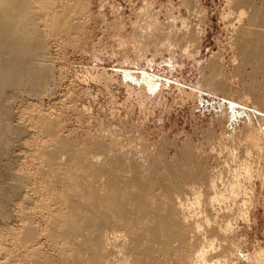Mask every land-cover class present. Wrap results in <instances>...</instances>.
Listing matches in <instances>:
<instances>
[{
	"label": "rangeland",
	"instance_id": "1",
	"mask_svg": "<svg viewBox=\"0 0 264 264\" xmlns=\"http://www.w3.org/2000/svg\"><path fill=\"white\" fill-rule=\"evenodd\" d=\"M241 1L245 2V0H33L35 20L39 22L34 28L43 43V54L45 58L47 57L46 62L52 67L53 76L49 88L47 86L45 91L39 94L40 96L10 88L6 93L9 100L14 101H11L14 115L8 121L13 130L19 129L18 126L23 124L25 131L19 129L21 134L18 132V135L22 137L17 140H13L18 137L17 134L10 135L14 141L13 148L8 151L9 155L2 156L4 159L0 160V164L2 163L0 174L9 183L7 182V185L6 180L1 179L0 186L2 189H7L6 186L21 180L23 188L20 187L17 199L10 198L11 200L2 203L4 211L8 212L10 218L4 214L6 220L0 221L2 236H0V255H4L0 257V263L14 255L15 258L11 257L12 261L7 260L9 261L7 263L32 264L37 258L42 264H70L65 261L66 255L62 254L64 256L62 258L59 251L63 237L58 235L59 237L55 236L56 241H51L49 238L52 236L49 237V234L54 228L59 229L60 226L65 228L70 224L69 216L72 212L70 213L68 209L70 206L67 207L68 201L75 202L70 195L81 191L82 194L79 192L80 194H76L75 197L78 199L79 196L84 195V199L80 198L86 204L80 205L82 199L79 198L77 201L79 209L89 205L86 202L89 195H85L87 187L82 184L85 180L79 176L84 172L82 156L90 152V148L92 150L95 146L93 143L97 142L96 146L100 143L102 145L99 154L104 153L103 147L105 149L109 147L112 152L109 151L110 156L120 152L123 156L136 158V162L143 159L145 161L146 157L150 159L151 155L158 157L160 153L167 155L165 159L175 157L182 161L183 154L188 152L186 150L188 147L190 153L196 148L193 156L203 159V161L199 160V163L203 164L202 167L207 164V169L203 167L206 171L211 170L210 167L213 166L224 167L222 163L230 155L229 146L231 151L238 154L244 153L247 147H252L254 149L252 152L254 151L255 154H252L253 159H257L256 164V161L252 160V165L258 166H252L254 167V171L252 170L254 175L253 173L252 175L256 176L257 173L260 175L257 174L256 177L252 176L246 180L244 177L243 182L246 181L250 185L245 184L248 190L249 187L251 188L252 191L249 192L252 195L249 193L246 196L247 199L251 197L249 201L253 203L246 202L247 207L245 204L247 218L237 216L239 217L237 224L234 220L237 232L235 230L232 232L229 253L217 257L215 255L210 259L214 261L219 259L229 264H257L254 255L264 248V180H262L264 179V121L260 122L259 115L264 113V91H259L264 85V75L255 74L253 65L241 56L240 49L238 51L233 49L239 48V45L235 46L236 44H241L240 35L239 37L236 35L244 31V25L249 24V14L263 7L264 0H258L259 2L250 0L255 10L252 7H249L252 10L248 8L251 6L249 0H246L247 5L246 2L244 4ZM242 4L246 5L248 10L243 8ZM238 9L241 10L240 12L245 10L244 12L248 14L244 17L248 16V18L245 19L243 15L239 19L243 18L244 21L236 18L241 15ZM263 10L264 7L262 8L264 13ZM238 26L241 28L238 29ZM256 26L258 27L255 25L253 28L256 29ZM262 27L260 29L259 25L258 30L264 33ZM234 31L239 33L235 32V35ZM237 54L239 57H234L238 56ZM240 58L244 59V66H249L243 68ZM254 81L259 86L257 92L253 89L256 87L252 83ZM261 82L262 85L259 84ZM221 85L224 87L222 88ZM249 87L252 92H249L251 91ZM261 100L263 102H260ZM249 125L263 128L260 147L255 146V140L249 135ZM212 128L215 129V135L211 133ZM58 139L69 145L71 156L66 154L70 156L69 158L72 157L71 161L67 156L66 158L64 156L66 161L56 156L60 153L56 150ZM219 143L227 146L217 145ZM198 147L205 148L207 152ZM218 150L221 152L219 153ZM210 151L211 157H208ZM48 154L54 156L53 164L52 161L46 162ZM203 154L207 156H204L205 160ZM219 154L221 160L217 164L213 159L216 156L220 159ZM153 156L152 158L155 157ZM201 156L203 158H200ZM224 156L225 158L222 159ZM67 160L70 161L69 163L73 162L71 165L75 164V160L80 162L70 167L69 163V166L67 165ZM50 163L52 166L49 165ZM235 163L238 161L231 162V166ZM53 166L56 167L53 169ZM62 167L65 170H61ZM181 167L187 168L184 165ZM52 169L60 172L55 174L52 171L54 175L50 172ZM21 173L28 174L29 178ZM49 173H52L51 176ZM57 174L59 176H56ZM52 175L56 178H51ZM17 176H24L29 180ZM97 187L98 193L99 190H106L105 185H97ZM25 194L29 199L25 198ZM240 202L242 204L240 200L237 203ZM79 209L76 208V220L86 224L87 213L89 215L91 213L89 209L85 208V211ZM231 211L235 214V207ZM23 213L32 216V219L27 218ZM27 219L29 220L26 221ZM29 222L37 228L40 237L34 240L37 244L31 241L33 245L29 243V246L27 243L28 245L24 246V242L18 237L22 235L21 228ZM233 236L237 239L235 240ZM26 245L27 249L31 250L22 249L27 247ZM33 250L38 253H34ZM30 251H33V254L28 253ZM28 254V257H31V254L35 261L32 257L29 260L27 258L26 261L25 257ZM66 254L71 255L70 252Z\"/></svg>",
	"mask_w": 264,
	"mask_h": 264
},
{
	"label": "bare ground",
	"instance_id": "2",
	"mask_svg": "<svg viewBox=\"0 0 264 264\" xmlns=\"http://www.w3.org/2000/svg\"><path fill=\"white\" fill-rule=\"evenodd\" d=\"M253 1L255 0H252V2ZM242 2L245 4L246 0L245 2L241 1V3ZM252 2H250L251 6H248V8L252 7L253 9ZM246 5H247V2H246ZM246 5L242 7L248 10ZM255 5L256 4L254 3V6ZM263 7H264V3H263ZM263 7L261 8L259 7V9H256L255 13L249 14L250 17L248 21H249L250 26H248L249 24L247 26L244 25L243 27L245 29L244 31L243 30L241 31L242 33L240 32V34H238L239 32L237 33L236 29H235L236 31L233 32L234 34L236 32L238 35L236 34L235 35L238 37L240 35L241 44L235 45L232 43L235 46L239 45V48L237 47V49L236 47L233 46L234 47L233 50L238 51V49H240L239 52L242 54L241 56H243L246 59V62H249L251 65H253L252 67L254 68L255 74L260 73L261 75L262 73L264 75V33L260 32V30H258V27L260 25V29L262 26H263L262 28H264V17H263L264 15H262L264 14L262 12ZM240 9H238L239 12L241 11ZM253 10H255V8ZM244 11L242 10V12H240L241 15L239 17L237 16L236 18L239 19L241 18L242 15H243L242 17H244L245 15L248 14V13L246 14L245 13L246 11L245 12ZM35 14H36V11H35V5L33 3V0H0V160L1 161L2 159H4L2 158V156L6 157L7 154L9 155L8 151H10V149L13 148L14 141H12L11 139L12 133L13 135L14 134L18 135V132L19 134H21L20 133L21 130L23 131L24 129L23 124H22V126L21 125L18 126V128L21 130L19 129L13 130L12 125L10 124V121H8L14 114L11 110L12 108L11 101H13V99L11 101L9 100L10 98L7 97V94H6L7 91L10 88V89L17 90V91L25 90L29 93L39 95L45 91L46 87L50 84L51 77L53 76L52 67L50 64L46 62L48 61L46 60L47 57L45 58V55L43 54V43L38 37V33L36 29L34 28V27H37L39 24V22L35 20ZM236 18L235 20H237ZM246 18H248V16H246ZM241 20H243V18ZM231 24L233 25L234 22ZM254 24L258 25V27L256 26V29L253 28L255 26ZM240 26H242V24ZM240 26H238L239 27L238 29L241 28ZM233 27L237 28V26H233ZM234 57H239V55L238 56L235 55ZM241 59L242 58H240L239 60ZM243 60L244 59H242V62H240V64L242 63L241 66H244ZM246 66H249V65H246ZM246 66H244L243 68H246ZM238 69H239V66H238ZM239 70L241 71V69ZM252 80H250V84ZM252 83L255 84V81ZM259 84L262 85V82ZM215 85H219V84L215 83ZM255 86L256 87L253 88L255 89L254 91H256V89H259V86H257V84H255ZM47 88H49V86ZM225 90L228 92L227 89ZM261 90L264 91V85L259 89V91ZM249 92H252V90ZM256 97L254 100L255 102H256ZM263 101H264V98H263ZM263 101L261 100L260 102H263ZM259 115L261 117L260 122L262 123V121H264V113H259ZM248 124L249 123H247V125ZM255 127H251V126L249 127L250 128L249 135L252 136L253 139L255 140V144H256L255 146L260 147V142L262 140V135H263L262 134L263 128L261 129L260 126H258L257 128ZM211 130H210L211 133L213 132V135H215L214 134L215 129L212 128ZM19 136L20 135H18L17 138L15 137L16 139L13 137L12 138L13 140H17L22 137V135L20 137ZM216 136H217V133H216ZM57 141L58 142L56 143L57 144L56 150L62 153L61 154L57 153L60 155L56 154V156L57 157L60 156L61 159H64L66 161L65 159L66 156L67 158L71 156L69 145L64 141H61V140L59 141V139ZM215 141L216 140H214L213 142L216 144ZM93 144L95 146L93 145L94 147L92 150L90 148V152H86L89 148H87V150L85 151L86 154L88 153L87 155L82 154L84 155L82 156L80 154L83 158L84 172L79 177H82V180L83 179L85 180V181H82V184L86 185L87 187V190H86L84 186L85 188L84 191L86 190L85 195L87 196L89 195V197H87L88 200L86 199L87 200L86 202L87 204L90 205V206L86 205L85 207L83 206V208L84 209L86 208V210L89 209V212L91 213L90 215L87 213L88 215L86 217L87 223L81 224L80 221L76 220L77 219L76 208L79 209L77 201H79L78 199L80 197L83 198L84 195H81L79 196L78 199H76L77 197H75V195L78 194L79 192L81 193V191L79 192L77 191L78 193L75 192L76 194H73L74 193L73 191L72 193L73 195H70V196L71 198H73L75 202H69L70 201L69 200L68 206H67V207L70 206V208L68 209L70 210V213L72 212L71 215L68 213L69 211L66 210L67 214L70 215L69 216V219H71L70 224L68 226H65V228H63V226H60L61 228L59 229L54 228L53 231L49 234L50 235L49 237L51 236L53 237V238L52 237L49 238L51 239V241L55 239V236L60 235L61 237H63V242H62L63 244L61 245L62 247L60 246L61 249H59V251H61L60 252L61 256L62 254H64V256L66 255L65 261H68V263L70 264H229V263H223L222 260H219V259L217 261H214L212 260V258L210 259V257H214L215 255L216 257L219 255L223 256L226 252L229 253V251L231 250V244H232L231 239H230L232 237L231 236L232 232H235V231L237 232L236 230L237 219L239 217L247 218L245 214L247 211H245L244 209H245L246 202L247 204L249 202L251 203V201H249L251 197L247 199L248 197L246 195L251 193L249 191H252V190H250L251 189L250 187L248 190L247 186H250V185H248L246 181H244L245 182L244 183L243 178L245 177L244 178L245 180L246 178L248 179L252 178V176L254 175L252 170L255 166H257V165L255 166L252 165V160H255V161L257 160L256 158L253 159L252 154H254V151L252 152V149H253L252 147H247L244 153H241V154L231 151V146H229L230 147L229 150L225 148L226 150L230 151L229 152L230 155L224 161V163H222L224 164L223 165L224 167L219 165V168H218V167L213 166L212 165L213 163H212L211 166H213V168L210 167L211 170L208 169V171H206L207 164L203 166V167H206V169L205 168L203 169V167L201 166L202 163L201 162L199 163V160H200L198 159L199 157L197 158L193 156L195 155L194 152L197 149L195 148L194 151L190 150L193 153L189 152V149H190L188 147L189 143L186 146L188 147V149H186L188 152H185L186 150L184 149L185 154H183L184 158L182 161L176 159L175 157L174 158L172 157V159H168V158L165 159V156L167 155L160 153L158 157L157 155H154L156 158L153 155H151L150 159L146 157L145 161H143L144 159L143 160L139 159L142 161H138V162H136L137 161L136 158L131 159L128 156H123L122 153L120 152L116 154H112L110 156L109 153L111 152V149L107 146H106L107 147L106 149L105 147H103L104 153L99 154L98 151L102 150L101 149L102 147L100 148L101 143L99 144L98 142L99 146L98 145L97 146L99 148L96 146L97 142ZM226 144L224 145L225 147L229 145V144L227 145ZM104 145L105 143L103 144V146ZM210 145H212V143ZM210 145L208 146L206 145V146L209 147ZM217 145H222V144L219 143ZM190 147H192V145ZM200 147L203 148L202 146ZM201 148L200 150L205 149V148L204 149H201ZM204 151L207 152V150H204ZM211 151L208 157H211L210 155ZM206 152H203V153H206ZM66 153H68L70 156ZM221 155H220V159L217 158V156L215 157V159H213L217 161L216 162L217 164H218V161L221 160ZM130 156H132L131 153H130ZM152 156L154 158H152ZM204 156L206 155L203 154V157ZM225 156L222 159H224ZM135 157L137 156L135 155ZM203 157L201 156L200 158H203ZM258 157L262 158L261 156H258ZM71 158H69L70 161L72 160ZM216 158L219 160H217ZM231 158H232V161H231ZM61 159L58 158V160H60L59 162H61ZM53 160H54V156L52 154L51 155L48 154L46 162L52 161V164H53ZM68 160H67V165L70 162V161L68 162ZM201 160L203 161V159ZM204 160H205V157H204ZM237 161L238 163H235L231 166V162L233 163ZM3 162L6 165L5 161ZM79 162L80 160H75L74 162L75 164L73 165H77L79 164ZM72 163H69L70 167L73 166L71 165ZM256 163L257 161L255 162V164ZM52 164L50 163L49 165L52 166ZM60 164H59V167H61ZM1 165L2 163L0 164V166ZM181 165H184L187 168L184 169L181 167ZM51 166L49 167V169H51ZM252 166L254 167L252 168ZM7 167L6 169H10ZM54 167L56 166H53V169ZM223 168L226 170L224 171ZM53 169L50 172L53 171L55 172V174L60 172V171L56 172L58 170L55 169L54 171ZM61 170H65V169H63L62 167ZM52 173H49L50 174L49 176H51ZM256 173L257 171L255 170V174ZM2 174H3V171H2ZM21 174L28 177V174L26 173L25 174L21 173ZM56 176H59V175L57 174ZM256 176H253V177H256ZM54 177L55 176L51 178H54ZM260 177L262 178V176H258V178ZM18 178L22 179L25 177L19 176ZM28 178H25V179L27 180ZM1 179H5V178L3 175L0 174V182L2 181ZM7 182L8 180H6V183ZM18 182L17 183L12 182L13 184H10L9 186H6V183H5L4 187L5 186L8 187L7 189L5 188L2 189L0 186V221L4 222L6 220V217L4 216V214L8 213L7 211L6 212L4 211L2 203L7 202L8 199L10 198L12 199V198H16V196L18 197L17 194L18 192H20L19 191L20 187L23 188L21 180L19 183ZM251 183L253 184V182ZM1 184L3 186V183ZM245 184H247V186ZM97 185H103V186L105 185L106 193H104L105 191L99 190L100 191L99 193L102 194L103 192L102 195L99 194L97 192V188H98ZM71 189L72 188H70V191ZM253 193H254V190H253ZM25 198L29 199L27 198V195L25 196ZM83 199L81 200L82 203L81 202H80L81 204L79 203L80 205H82L85 202V201L83 202ZM89 199L91 200L90 202H89ZM239 200L242 201V204L241 202L240 204L237 203ZM85 204L86 203H84V205ZM247 204H246V207H247ZM87 206H89L88 209H87ZM234 207L236 211L235 214L237 215L233 214L231 211L234 209ZM81 209L82 208L80 207L79 210ZM246 209H249V208H246ZM7 215H8L7 216L8 218L9 214ZM23 215H25L27 218L32 217V216L29 217L30 215L28 216L24 213ZM237 216L239 217L237 218ZM12 219L13 218H11V220ZM24 219L25 217L23 218V221ZM28 220L29 219H27L26 221ZM234 220L236 221V224L234 223L235 222ZM30 222L28 224L26 223L21 228L23 229L22 235L21 236L19 235L18 237L24 242V246L27 243L28 244L32 243L31 241L35 242L34 240L40 237L38 236L39 231L36 230L37 228H35L34 225L32 226V223ZM7 225H8V222H7ZM11 229L12 228H10V230ZM18 232H21V231L18 230ZM14 233H15L14 235H16V232ZM4 234L8 235L6 233ZM235 236L233 237L235 238ZM42 237L43 236H41V238ZM236 239L237 237L235 238V240ZM235 240L233 239V241ZM57 243L55 242V244ZM34 244H37V243L35 242ZM19 246L21 248V243ZM24 248L28 251L31 250L30 248L27 249L28 246L22 247V249ZM33 251L32 252L30 251L28 253L33 254ZM35 252L38 253L37 251H34V253ZM67 252L68 253L70 252L71 255L66 254ZM25 253L27 254V252ZM1 256H4V255H0V257ZM13 256L14 255H12L11 257ZM28 256L29 254L27 255V257H25L26 261H27V258L29 260V258L32 257L31 254H30L31 257H28ZM64 256H62V258ZM254 256H255V261L257 264H264V248L257 251ZM11 257L10 258L8 257L6 259L7 260L11 259L12 261ZM14 258L15 257H13V259ZM32 259H34L35 261V258L32 257ZM7 260H5L6 262L4 261L5 263L1 262L0 264H6L7 262H9ZM36 260L37 261L35 263H32L31 261L30 262L32 264H42V262L39 261V259L36 258ZM60 262L62 263V261ZM7 264H10V263H7Z\"/></svg>",
	"mask_w": 264,
	"mask_h": 264
}]
</instances>
